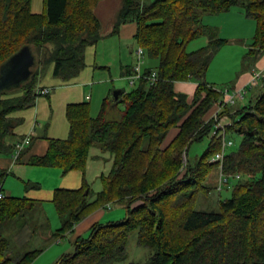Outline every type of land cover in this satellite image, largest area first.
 Returning <instances> with one entry per match:
<instances>
[{"label": "trees", "instance_id": "16d2710c", "mask_svg": "<svg viewBox=\"0 0 264 264\" xmlns=\"http://www.w3.org/2000/svg\"><path fill=\"white\" fill-rule=\"evenodd\" d=\"M101 1L44 0L43 11L36 13L33 0H0V73L12 56L28 47L36 56V69L52 63L55 76L64 80L76 76L85 67L87 48L104 36L96 13ZM235 5L257 21L255 44L264 47V0H121L111 34L135 22L138 44L157 63L146 74L155 71L158 80L149 85L142 79L125 92L117 103L123 108L106 99L97 117L90 115L88 103L70 104L69 137L49 139L47 153L28 163L85 176L92 148L111 158L110 171L101 175V191L95 193L85 177L80 189L55 191L53 202L62 219L58 236L115 202L125 203L127 216L94 224L90 236L78 238L75 251L60 264L119 261L135 229L139 244L153 250L146 264H264V88L243 109L222 113L231 118L227 133L242 136L239 149L226 153L223 161L222 172L229 178L223 187L235 180L231 196L219 200L218 210L195 209L198 197L212 191L206 180L219 167L220 162L212 159L223 144L221 134H212L215 123L204 118L222 98V92L207 82L206 73L226 40L202 19ZM202 35L208 36L209 44L187 51L190 41ZM37 77L35 70L20 91L0 93V154L12 148L8 144L16 130L12 114L34 106L40 95ZM190 79L198 82L192 100L174 87L175 82ZM173 129L178 132L167 142ZM207 136L209 145L198 161L187 160L185 165L190 146ZM5 176L0 168L1 193ZM23 202L2 198L0 221L21 212ZM8 250L0 239V264H30L40 252L12 259L7 258Z\"/></svg>", "mask_w": 264, "mask_h": 264}, {"label": "crops", "instance_id": "0c3cea01", "mask_svg": "<svg viewBox=\"0 0 264 264\" xmlns=\"http://www.w3.org/2000/svg\"><path fill=\"white\" fill-rule=\"evenodd\" d=\"M103 2L105 0L101 1L96 8L97 15L98 9ZM117 9L116 11H111L107 18L109 20H107L106 28L102 29L103 38L96 45L87 48L85 67L76 76L64 80L53 73L49 84H37L36 88L38 89L53 87L56 90L53 97H49L48 105H52V102L60 101L62 119H39L38 117V119H34V117L24 119L19 113L17 116L15 115L18 111L12 114L16 118L15 135L8 139V144L12 145V148L0 154V168L6 171V176L2 183V193L4 198H14V201L20 199V201L23 200L24 202L22 203L23 210L21 212L0 221V239L5 240L7 249H9L7 258L18 259L30 251L38 250L40 251L39 254L30 264H60L61 259L65 255L72 254L75 251V241L78 238L85 237L84 234L88 231L91 232L94 224L102 223L104 217L106 218L107 214L104 213L103 209L111 207V204H109V206L101 207L97 211L94 210L64 236H58L59 230L62 228V219L53 202L55 191L60 188L80 189L84 185V177L87 179V168L84 176L81 171L64 172L63 169L58 167L34 166L28 162L33 156H42L47 153L49 139H66L69 137L70 120L67 116V109L70 104L88 103L90 115L97 117L106 99L111 98L113 104L118 105V102L113 98L114 91L119 89L124 90V93L128 91L125 88L118 89L115 86L117 82L115 79L120 77V79L127 80L131 86H135L133 89L144 79L134 77L136 66L139 64L138 50L143 48L138 44L135 37L138 28L137 24L128 22L121 27L118 33L111 34L115 17L120 7ZM202 22L215 30L218 38L226 40L211 61L206 73V80L217 89L220 81L221 83H230V86L218 89L222 92V98L219 101L225 103L234 93L237 94L236 101L234 104L228 103L223 106L219 113L221 114L225 109H229L234 114L237 110H240L239 106L245 107L255 101L264 88V47L261 48L255 44L257 21L247 15L243 6L235 5L222 13L204 15ZM202 36L205 39L201 41V46L197 50L209 44L208 36ZM237 40L238 44L235 45L234 43ZM134 42L137 43V49L134 48ZM143 50L141 72L147 75L146 70L148 67H155L157 63L149 60L144 48ZM31 53L35 64L36 56L32 51ZM220 57L223 58V64L221 65V62L216 66ZM235 59L238 64L243 61L242 69H233ZM114 61L117 63L115 71L112 70ZM34 64L30 67V76L37 70ZM221 75L223 80L219 78ZM254 79H256L255 84H253ZM197 85L198 82L195 79H190L188 81H177L174 87L177 92L185 93L192 100ZM20 90L21 88L18 91ZM52 90L49 94L38 95V97L43 95L50 96ZM38 97L34 106L37 104ZM216 103L206 114L205 121L212 119L213 114L217 112ZM34 106L19 111H24ZM41 106L47 108V103L43 101L41 103L40 99L38 102L39 112H41ZM30 112L33 116V111ZM223 119L231 122V118L228 115H225ZM177 132V129H173L168 136L167 142H170ZM27 136L31 138V143L16 157L15 148L17 143ZM96 157H100V155L97 154ZM216 176L217 185L219 171H217ZM1 202L2 199H0V205ZM54 212H56L57 217ZM49 213H51L50 215L54 214V218L59 220V225L56 224L55 226L56 229L51 225ZM32 221H37L38 224L35 223L33 225ZM46 222L47 225L45 226ZM70 236L72 238V247L59 243L63 237ZM44 240V244L40 247L39 244ZM52 244L58 245L59 248L48 254L47 252L50 250L48 248Z\"/></svg>", "mask_w": 264, "mask_h": 264}, {"label": "rangeland", "instance_id": "374dc122", "mask_svg": "<svg viewBox=\"0 0 264 264\" xmlns=\"http://www.w3.org/2000/svg\"><path fill=\"white\" fill-rule=\"evenodd\" d=\"M120 7V0H105V2H103L102 6L98 9V15L100 17V19L102 20V24H103V30L106 28V24H107V19L110 12L113 10H118L117 8ZM44 9V0H33V4H32V10L34 12H42ZM204 36H199L197 38H195L194 40L190 41V43L187 45V51L192 52L197 50L198 48H200L201 46V41L204 40ZM235 45L238 44V40L235 41L234 43ZM134 48L137 49V43L134 42ZM223 58H219L217 65H219L222 62ZM114 67H113V71H115L117 63L114 61L113 63ZM223 64V62L221 63V65ZM235 65V68H234ZM243 61L242 63L240 62L238 64V61L235 59V61L233 62V69L234 70H239L242 69L243 66ZM215 66V67H216ZM54 65L52 63H48L43 67H39L38 70V77H37V84H49V80L52 77V70H53ZM219 71V69H218ZM220 79L223 80L222 75L219 77ZM228 79V77H227ZM117 82L115 83V86L119 89V88H125L128 91L132 90L135 86H131L129 84V82L127 80L124 79H115ZM122 80V81H120ZM225 82V81H223ZM230 86V83H219V85H217L218 89H222V88H226ZM53 90H52V89ZM50 89L52 90V94L50 96H39L38 97V101L36 106L29 108L27 110L24 111H18L15 113V115L17 116L18 113L20 115H22V118L24 119H31L34 117V119H62V109L60 107V101L57 102H52V105H48V99L49 97H53L54 92L56 91L53 87H51ZM5 91L7 92H16L19 90V87L14 86L13 84L8 86L7 88H4ZM41 99V103L42 101L44 103H47V108H45L44 106L40 111L38 110V102ZM120 108H123V105L119 104L118 105ZM239 106V105H238ZM240 109H243L244 107L239 106ZM218 108L216 107V110ZM30 111H33V116L31 114ZM30 112V113H29ZM215 113L213 114V118L212 119H208V121H213L215 123ZM221 118H224L225 115H223L222 113L220 114ZM38 117V118H37ZM64 119V118H63ZM224 123H226V127L229 126V124L231 122H227V119H223ZM229 123V124H228ZM225 125V124H224ZM226 139L228 141H232L233 142V146L229 147L228 149H226V153H229L231 151H235L239 149V146L242 142V136L240 134H236V133H227L226 135ZM210 142V136H207L206 138H204L201 141H195L189 148L188 150V155L186 157V155H184V159H183V163L186 165L187 160L190 161V163L195 164L199 157L203 154V152L207 149L208 145ZM100 155V157H96V155ZM112 167V161L111 158L109 156V154H103L101 152L100 149H98L97 147L92 148L91 150V154H90V158H89V164L87 167V180L89 181V184L91 185L92 189L94 190V192H98L101 191L103 188V183L101 180V175L102 173H108L110 171ZM217 171H219V179H218V184H217V190H216V175H217ZM220 179H221V170H217L216 168H214L211 173L209 174L206 183L208 185H210V187H212V191L211 193H206V194H201L198 197V200L195 203V209L196 210H201V211H215L218 210V206H219V200L220 199H226L229 198L232 194V185L235 183V180L230 179L231 180V184L230 185H225L224 187H222V189L219 188L220 185ZM221 191V192H219ZM100 208L96 209L95 211L99 210ZM55 211V210H54ZM104 213L107 214L106 218L104 217V219L102 220V223H108V222H118L120 220H122L123 218H125L127 216V210L125 207V203L124 202H115L111 204V207L109 209H103ZM52 212V211H51ZM56 217L57 214L56 212H54ZM51 213H49V217H50V222L52 223V227H54V229H56V224L59 225V220H57L56 218H54V214L50 215ZM35 223H37V221H32V224L34 225ZM38 224V223H37ZM55 224V225H54ZM47 225V222L45 223V226ZM38 226V225H37ZM40 228V227H39ZM90 231L86 232L84 234L85 238H88L90 236ZM71 236L70 237H63L62 241L59 243H62L61 245H65L68 247H72L71 243ZM45 240L42 241L39 246L41 247L44 244ZM48 244V243H47ZM51 244V243H50ZM57 248H59L58 245L56 244H52L48 249L49 252H47L48 254L51 251H55ZM47 251V250H46ZM153 253V250L151 248H148L146 246L140 245L138 242V230H132L128 236L127 239V245H126V255L123 259L119 260V261H114L111 262L109 264H146L149 257L151 256V254ZM46 254V255H48Z\"/></svg>", "mask_w": 264, "mask_h": 264}, {"label": "built area", "instance_id": "2783aa9c", "mask_svg": "<svg viewBox=\"0 0 264 264\" xmlns=\"http://www.w3.org/2000/svg\"><path fill=\"white\" fill-rule=\"evenodd\" d=\"M143 53L144 50L143 48H139L138 50V55H139V64L138 66H136V74L134 77H138V78H144V79H148L150 85H153L157 80V73L154 71L152 74L150 75H144L141 72V63H142V57H143ZM256 83V79L253 80V84ZM51 92V89L49 87H44V88H40L37 90V93L42 95V94H49ZM237 97V94L234 93L233 95H231L228 100L224 103V102H217L216 106H217V112L215 113V129L213 131V135L214 134H221L223 137V144H222V150L218 153H216V155L213 157L212 161H219V170H221V179H220V185L219 188L222 189L223 184L224 183H228L229 182V178L224 176L222 170H223V161H224V157L226 154V149H228L229 147H231L233 145L232 141H228L226 139V135H227V129H226V123H224L223 118H221L219 110L225 106L228 103L234 104L235 103V99ZM225 124V125H224ZM31 143V138L29 136L25 137L23 140H21L19 143H17L16 148H15V156L17 157L26 146H28ZM237 178H239L238 175H236ZM4 198V195L0 192V199Z\"/></svg>", "mask_w": 264, "mask_h": 264}, {"label": "water", "instance_id": "95a60500", "mask_svg": "<svg viewBox=\"0 0 264 264\" xmlns=\"http://www.w3.org/2000/svg\"><path fill=\"white\" fill-rule=\"evenodd\" d=\"M34 64V57L30 48L24 47L17 54L12 56L3 66L0 73V93L10 85L19 87L21 83L30 77V67ZM124 93V90L113 92L116 102ZM88 192V190L86 191Z\"/></svg>", "mask_w": 264, "mask_h": 264}]
</instances>
